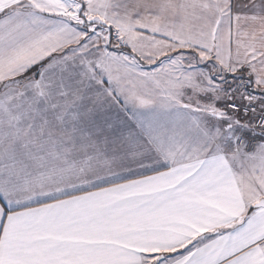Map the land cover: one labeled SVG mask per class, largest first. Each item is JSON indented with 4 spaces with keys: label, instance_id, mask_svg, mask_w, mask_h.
<instances>
[{
    "label": "snow or ice",
    "instance_id": "6c2138e0",
    "mask_svg": "<svg viewBox=\"0 0 264 264\" xmlns=\"http://www.w3.org/2000/svg\"><path fill=\"white\" fill-rule=\"evenodd\" d=\"M0 264H264V0H0Z\"/></svg>",
    "mask_w": 264,
    "mask_h": 264
}]
</instances>
